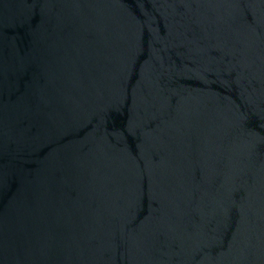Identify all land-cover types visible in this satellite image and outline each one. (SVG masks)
Listing matches in <instances>:
<instances>
[{
	"label": "water",
	"instance_id": "water-1",
	"mask_svg": "<svg viewBox=\"0 0 264 264\" xmlns=\"http://www.w3.org/2000/svg\"><path fill=\"white\" fill-rule=\"evenodd\" d=\"M0 264H264V0H0Z\"/></svg>",
	"mask_w": 264,
	"mask_h": 264
}]
</instances>
